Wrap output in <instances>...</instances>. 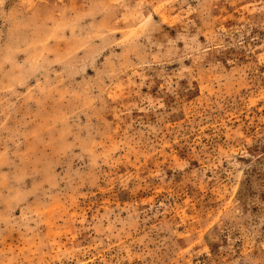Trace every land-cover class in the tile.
Masks as SVG:
<instances>
[{
  "label": "rangeland",
  "instance_id": "obj_1",
  "mask_svg": "<svg viewBox=\"0 0 264 264\" xmlns=\"http://www.w3.org/2000/svg\"><path fill=\"white\" fill-rule=\"evenodd\" d=\"M0 264H264V0H0Z\"/></svg>",
  "mask_w": 264,
  "mask_h": 264
}]
</instances>
